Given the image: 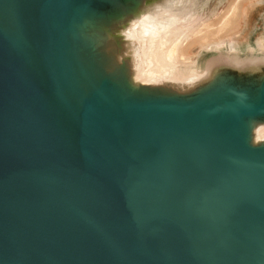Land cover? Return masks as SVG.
Returning a JSON list of instances; mask_svg holds the SVG:
<instances>
[{
	"label": "water",
	"instance_id": "1",
	"mask_svg": "<svg viewBox=\"0 0 264 264\" xmlns=\"http://www.w3.org/2000/svg\"><path fill=\"white\" fill-rule=\"evenodd\" d=\"M171 0H0V264H264V62L134 79Z\"/></svg>",
	"mask_w": 264,
	"mask_h": 264
},
{
	"label": "bare ground",
	"instance_id": "2",
	"mask_svg": "<svg viewBox=\"0 0 264 264\" xmlns=\"http://www.w3.org/2000/svg\"><path fill=\"white\" fill-rule=\"evenodd\" d=\"M193 2L195 1L171 0L163 4L158 3L150 11L131 21L125 28L123 34L135 51L133 67L136 81L148 84L171 81L182 85L193 84L201 76L203 58L197 61L192 70L189 64L186 66L188 68L182 65H186L185 59L188 56L191 58L189 52L185 53L187 49L185 44L188 42H198L203 45L199 49L198 57L203 50L214 47H232V55H240L233 47L244 41H240L236 29L243 20L242 5L245 0H230L216 19H212L210 14L203 13L197 8L186 22H180L179 19L185 17L192 8ZM260 37H257V47L250 46L246 53L249 55L257 53L264 62V41L260 40ZM213 51L217 50L210 52ZM175 69L184 71L185 74L167 75ZM263 131L264 125L255 129V140L264 139Z\"/></svg>",
	"mask_w": 264,
	"mask_h": 264
},
{
	"label": "rangeland",
	"instance_id": "3",
	"mask_svg": "<svg viewBox=\"0 0 264 264\" xmlns=\"http://www.w3.org/2000/svg\"><path fill=\"white\" fill-rule=\"evenodd\" d=\"M194 1L195 2H193L192 8L189 10L188 13L185 14L184 17L185 19L184 18L179 19L180 22H186L190 18V16L193 13H195L196 11L195 9L197 8H199L200 11L202 10L203 13L210 14V17L212 19H216L219 13L227 7V4L230 0H194ZM247 1L250 2L252 0H245V3H243L242 5L243 20L241 21L238 29H236L240 41L244 40L243 41L244 44L241 43L240 45L233 47L234 51L236 50V52L240 54L243 53V51L247 52L250 46H254V48L257 47L256 46L258 43L257 37L261 36L260 40L264 41V0H254L251 3H248ZM228 34L230 33L228 32ZM232 34L236 36L235 33ZM185 46L187 47V49H185V53L188 54L189 52L191 58H189V56L187 55L188 58L185 59L186 65L185 64L182 65H184L185 68H188L186 66L187 64H189L188 66L190 70H192V68L195 66V64L200 58H203L202 56L204 52L207 53L212 50H217L213 52H218V51L226 52L230 55H232L233 53L232 47H230L231 49L229 47H222V48L214 47L208 50H203L201 52V55L198 57L199 49H201L203 45L198 44V42H188L187 44H185ZM178 74H185V72L175 69L169 72L167 75H178Z\"/></svg>",
	"mask_w": 264,
	"mask_h": 264
}]
</instances>
